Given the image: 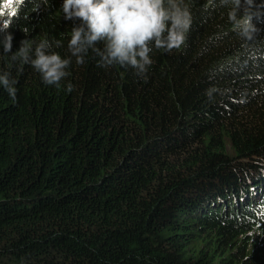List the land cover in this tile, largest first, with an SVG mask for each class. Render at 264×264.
<instances>
[{
  "label": "trees",
  "instance_id": "trees-1",
  "mask_svg": "<svg viewBox=\"0 0 264 264\" xmlns=\"http://www.w3.org/2000/svg\"><path fill=\"white\" fill-rule=\"evenodd\" d=\"M186 2V44L153 49L146 81L89 50L46 86L0 49V264H264V0L251 40ZM61 4L0 0V38L68 57Z\"/></svg>",
  "mask_w": 264,
  "mask_h": 264
},
{
  "label": "clouds",
  "instance_id": "clouds-1",
  "mask_svg": "<svg viewBox=\"0 0 264 264\" xmlns=\"http://www.w3.org/2000/svg\"><path fill=\"white\" fill-rule=\"evenodd\" d=\"M41 3L47 5L48 0ZM218 5L228 9L233 31L242 39L251 40L256 32L251 23L253 0H218ZM60 11L65 21H78L70 30L68 57L62 58L54 50L64 46L61 40H21L18 50L13 52L12 34L5 31L0 38V49L11 53L13 63L30 65L44 85L57 88L69 76L72 58L76 64L83 65L89 50L99 57L98 67L131 68L138 78L146 81L154 63L153 49L167 54L180 50L193 24L186 0H62ZM16 83L10 72H0V88L13 103L16 102ZM74 90L75 85H66L67 93Z\"/></svg>",
  "mask_w": 264,
  "mask_h": 264
},
{
  "label": "snow or ice",
  "instance_id": "snow-or-ice-1",
  "mask_svg": "<svg viewBox=\"0 0 264 264\" xmlns=\"http://www.w3.org/2000/svg\"><path fill=\"white\" fill-rule=\"evenodd\" d=\"M7 4H8V6L10 7V6L12 5V0H7ZM2 14H3V13L0 12V15H2ZM10 14L14 15L15 13L12 12V13H10Z\"/></svg>",
  "mask_w": 264,
  "mask_h": 264
}]
</instances>
